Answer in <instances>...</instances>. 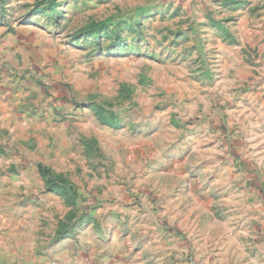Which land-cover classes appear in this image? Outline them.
<instances>
[{
  "label": "rangeland",
  "instance_id": "obj_1",
  "mask_svg": "<svg viewBox=\"0 0 264 264\" xmlns=\"http://www.w3.org/2000/svg\"><path fill=\"white\" fill-rule=\"evenodd\" d=\"M0 264H264V0H0Z\"/></svg>",
  "mask_w": 264,
  "mask_h": 264
}]
</instances>
